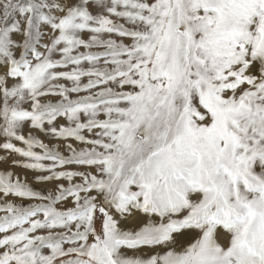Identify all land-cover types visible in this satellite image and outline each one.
Masks as SVG:
<instances>
[{"label": "snow or ice", "instance_id": "6c2138e0", "mask_svg": "<svg viewBox=\"0 0 264 264\" xmlns=\"http://www.w3.org/2000/svg\"><path fill=\"white\" fill-rule=\"evenodd\" d=\"M0 264H264V0H0Z\"/></svg>", "mask_w": 264, "mask_h": 264}]
</instances>
